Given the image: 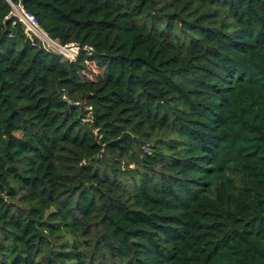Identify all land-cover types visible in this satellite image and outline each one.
I'll use <instances>...</instances> for the list:
<instances>
[{
  "label": "trees",
  "instance_id": "trees-1",
  "mask_svg": "<svg viewBox=\"0 0 264 264\" xmlns=\"http://www.w3.org/2000/svg\"><path fill=\"white\" fill-rule=\"evenodd\" d=\"M22 1L95 52L0 0V264H264V0Z\"/></svg>",
  "mask_w": 264,
  "mask_h": 264
},
{
  "label": "built area",
  "instance_id": "built-area-1",
  "mask_svg": "<svg viewBox=\"0 0 264 264\" xmlns=\"http://www.w3.org/2000/svg\"><path fill=\"white\" fill-rule=\"evenodd\" d=\"M11 5V12L9 18L13 19L14 23H21L24 31L31 39L33 44H36L46 51L60 55L63 60L72 62L85 51L89 55L95 52L94 46L90 44H82L78 41H71L63 43L60 39L51 36L41 25L37 16L28 10L22 0H7ZM67 99V96L64 95ZM79 103V102H77ZM87 114L84 118L85 121H93L94 114L92 106H87ZM145 151L150 152L148 146H145Z\"/></svg>",
  "mask_w": 264,
  "mask_h": 264
},
{
  "label": "rangeland",
  "instance_id": "rangeland-1",
  "mask_svg": "<svg viewBox=\"0 0 264 264\" xmlns=\"http://www.w3.org/2000/svg\"><path fill=\"white\" fill-rule=\"evenodd\" d=\"M95 132H97V129L95 130ZM151 151V150H150Z\"/></svg>",
  "mask_w": 264,
  "mask_h": 264
}]
</instances>
